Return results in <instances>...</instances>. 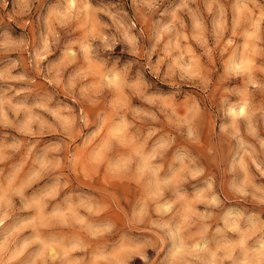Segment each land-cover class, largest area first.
I'll use <instances>...</instances> for the list:
<instances>
[{"label":"clouds","instance_id":"clouds-1","mask_svg":"<svg viewBox=\"0 0 264 264\" xmlns=\"http://www.w3.org/2000/svg\"><path fill=\"white\" fill-rule=\"evenodd\" d=\"M0 264H264V0H0Z\"/></svg>","mask_w":264,"mask_h":264}]
</instances>
